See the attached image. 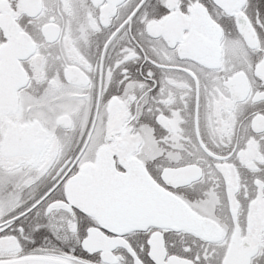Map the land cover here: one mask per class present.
I'll return each mask as SVG.
<instances>
[{"label":"snow or ice","instance_id":"6c2138e0","mask_svg":"<svg viewBox=\"0 0 264 264\" xmlns=\"http://www.w3.org/2000/svg\"><path fill=\"white\" fill-rule=\"evenodd\" d=\"M0 264H264V0H0Z\"/></svg>","mask_w":264,"mask_h":264}]
</instances>
